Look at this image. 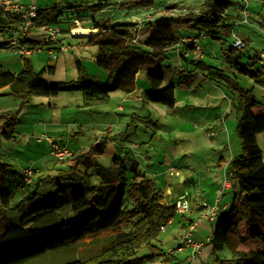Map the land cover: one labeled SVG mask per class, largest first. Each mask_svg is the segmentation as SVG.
Returning <instances> with one entry per match:
<instances>
[{
	"label": "rangeland",
	"instance_id": "1",
	"mask_svg": "<svg viewBox=\"0 0 264 264\" xmlns=\"http://www.w3.org/2000/svg\"><path fill=\"white\" fill-rule=\"evenodd\" d=\"M16 1L35 7L61 3L63 15L54 24L60 28L58 38L70 47V57L57 51V58L50 57L46 51L26 55L36 71H41L46 65L55 66L54 72L45 71L43 74L48 81H74L77 78L78 71L71 60L73 55L82 58L84 64L88 63L89 71L97 75L98 69L94 63L97 47L83 44L82 42H87L86 39L75 36L71 29L91 25L93 20L106 18L129 23L128 21L133 22L140 16L139 11L129 14L135 10L134 0ZM248 1L249 23H242L237 17V0H232L227 10V13L234 16L229 22L234 24L233 31L237 35L232 33L226 39L203 36L199 42L206 49L203 60L223 69L227 77L214 75L215 79H207L199 68L193 70L191 76L183 77L182 74H186V71H182L184 66L191 70L194 68L191 53L182 60L183 65L175 49L168 53L162 65L163 78L158 88L163 89L174 84L173 106L145 95L146 92L143 93L141 87L131 93L112 91L108 99L90 104L84 103L81 89L77 86L61 90L56 95L32 94L26 97L15 96L9 94V89H2L0 113L14 117L15 134L12 138H0V169L4 166L7 170L0 173V207H3L5 214L0 218V229L7 223L19 224L43 211L66 207L69 197L85 188L78 175L70 174L66 180L60 177L61 172H70L72 159L66 156L60 163L46 136L60 147L64 146L74 153L73 155L86 152L97 142H104V153L91 156L90 160L95 164L108 166L113 157L119 156L131 168L132 161L136 160L138 171L155 180L170 204L174 203L179 194L187 193L189 198L192 196L194 199L198 198L199 202L202 201L203 208L205 199L200 197V193L203 197L206 193L207 197L217 191L222 169L228 167L232 157H237L242 150L236 131L239 107L243 99L238 87L245 91L250 90L260 102L256 109L264 110V101L259 97L262 93L260 82L235 72L232 63L227 61L221 50V46L227 49L234 37L240 36L239 38L246 39V45L234 53L241 56V63H253L255 54L264 51V7L258 0ZM68 2L72 5L80 4V17L76 14L73 17L78 21L68 18L71 12H77L73 8L65 7ZM203 2L204 0H154L152 12H155L154 17L160 16L157 12L160 7L163 10H178L167 15L183 14L201 8ZM172 4L179 7H173ZM127 10L129 13H126ZM142 18L143 16L139 20ZM24 37L22 25L16 30L0 32V72L17 73L23 69L24 60L19 50L3 44L9 38H15L19 42V38ZM209 43L213 45L210 46ZM262 59L264 61L263 55ZM250 68L254 69L252 66ZM141 72L142 76H148V71ZM257 143L264 160V131L257 133ZM172 167L175 175L169 174V171L159 174L163 169ZM26 168L35 170L33 181L29 185H18L21 173ZM79 168L85 170L83 164ZM153 173L158 176H153ZM183 176L185 180L181 179ZM60 188L64 190L63 193ZM228 195H233L232 190H228L223 197ZM252 195L257 196L258 192L254 191ZM184 200L192 207L188 199ZM190 214L191 209L177 213L176 224L172 227L166 226L159 234L158 243L164 251H173L175 258L169 264L179 261L184 264L189 257L188 252H180L177 246L180 243L179 220L189 217ZM90 245L89 242L86 247ZM231 258L230 247L225 245L210 255L203 264H219L221 260H228L224 264H235L230 261Z\"/></svg>",
	"mask_w": 264,
	"mask_h": 264
},
{
	"label": "trees",
	"instance_id": "2",
	"mask_svg": "<svg viewBox=\"0 0 264 264\" xmlns=\"http://www.w3.org/2000/svg\"><path fill=\"white\" fill-rule=\"evenodd\" d=\"M258 1L264 7V0ZM153 3L154 0H134L133 5L150 9ZM231 3L232 0H204L197 10L147 19L144 23L147 37L143 42L138 41V30L134 29L137 24L132 28L128 23L110 18L93 20L90 28L98 32L79 37L86 39L83 44L97 47L94 63L106 73L105 80L89 73L82 60L76 58L78 76L74 81H48L43 74L54 72V65L36 71L26 55L20 54L24 60L23 69L17 73L0 72V91L7 88L10 94L23 97L50 96L77 86L84 103L90 104L107 99L112 91L132 92L137 73L146 70L150 90L145 95L173 106L174 84L158 88L163 78L164 60L171 50H177L181 59H186L185 54L194 50L191 42L181 41L184 37L203 34L212 39H226L231 36L234 24L229 19L234 16L227 13ZM60 4L36 7L33 20L37 26L57 23L63 15ZM79 6L68 2L65 7L77 11L71 12L69 19L80 17ZM236 10L241 20L238 8ZM23 22L19 13L0 11V32L16 30ZM184 30L189 32L183 33ZM24 34L19 43L32 49L52 47L59 50L64 45L59 38L51 42L38 41L29 38V33ZM9 40L3 44L5 47H10ZM221 48L235 72L249 76L264 87V51L255 54L253 63H241V56L234 53L238 49L231 44L227 49ZM191 63L194 70L199 68L207 79H215L214 75L227 77L223 69L206 64L202 58H193ZM238 91L243 99L236 131L242 150L230 161L227 170L233 177L229 188L233 190V198L230 207L218 213L208 244L212 252L228 245L232 254L230 261L235 264H264V160L257 143V133L264 131V110L256 109L260 102L250 90L238 87ZM14 134V117L0 113V138H12ZM104 151L105 143L97 142L86 152L68 156L72 159L70 172H61L60 177L66 180L70 174L78 175L85 188L73 193L66 207L43 211L19 224L8 223L0 232V264H169L175 258L173 252L164 251L158 237L175 215L183 212H177L175 204L163 203L162 189L154 179L138 171L136 160L132 161L131 168L119 156L113 157L108 166L90 160L92 155ZM81 164L84 171L79 168ZM6 171L2 166L0 173ZM34 173L35 170L31 181L26 183L22 172L18 185L31 184ZM60 191L64 192L61 188ZM222 191H225L223 187ZM254 191L258 192L257 196L252 195ZM3 214V207H0V218ZM196 218L188 220L183 230ZM89 242L91 245L86 247ZM226 261L221 260L219 264Z\"/></svg>",
	"mask_w": 264,
	"mask_h": 264
},
{
	"label": "built area",
	"instance_id": "3",
	"mask_svg": "<svg viewBox=\"0 0 264 264\" xmlns=\"http://www.w3.org/2000/svg\"><path fill=\"white\" fill-rule=\"evenodd\" d=\"M241 4L238 7V11L240 12L242 19L241 22L243 23H249V13H248V0H240ZM152 7H150L149 12L146 15L145 19H152L154 17L155 12H152ZM0 11H8V12H16L19 13L23 19L24 22L22 23V31L24 33H30L32 31L38 30L42 36V40H45L47 42L55 41L57 40L58 33L60 32V28L55 25L51 24L44 27H39L33 20V18L37 14V8L35 6H26L23 4H20L16 2L15 0H0ZM176 9H159L157 12L160 15L164 14H173L175 13ZM78 21V20H75ZM144 20H140L137 25L134 27V29H140L141 25L143 24ZM72 33V29H71ZM203 34L195 35V36H189L184 37L181 39V41L184 42H191L194 48V52L196 54V60L201 59L203 57V49L199 45L201 37H203ZM136 41V38L134 39ZM10 47H14L19 50L21 55H31L33 53L41 52L43 47H37L35 49H32L26 45L20 44L17 39L11 38L9 40ZM231 45L235 49H241L245 46V42L243 39L239 37H234V39L231 41ZM49 49L50 57L57 58L56 50L51 48ZM47 49V50H48ZM67 49L66 45H61L59 50L57 52H63ZM264 61H262L263 63ZM42 138H39L41 140ZM46 139L52 143V149L55 157L61 161L66 156H71L72 152L67 150L65 147H60L56 143H54L50 137L46 136ZM171 174H175L174 168H170ZM23 177L24 181L26 183L30 182L33 177V170L32 169H24L23 170ZM232 173L231 171H228L224 175V181H223V189L227 190L231 188L232 186ZM176 205V211L177 212H184L190 208V205L187 200H184V198L179 199L175 203ZM220 202L219 199H216V201L213 204H208L206 201L203 202V208L199 214V216L196 218V220L188 225L182 232L181 236L179 237L180 243L178 244L177 248L179 250H182L184 248H190L191 249V257L186 262V264H195L194 258L199 255L202 251V248L204 244L208 243L211 240L210 236H207L204 240H197L194 237V233L196 231V228L198 225L205 221V220H214L216 219L218 215V211L220 209ZM173 252V251H171Z\"/></svg>",
	"mask_w": 264,
	"mask_h": 264
},
{
	"label": "crops",
	"instance_id": "4",
	"mask_svg": "<svg viewBox=\"0 0 264 264\" xmlns=\"http://www.w3.org/2000/svg\"><path fill=\"white\" fill-rule=\"evenodd\" d=\"M16 1V0H15ZM17 2V1H16ZM241 4V2H240V0H237V5H240ZM134 6V5H133ZM171 6H176V7H179V6H177L176 4H172ZM250 6V3H248V7ZM135 7V6H134ZM139 8H141V7H135V10H133V11H130V13L128 12V10L126 11V13H129V14H131V13H133V12H138L139 11V17L135 20V21H133L132 22V20L131 21H128L129 23V25H130V27H134L133 25L134 24H137L140 20V18H141V16H143V18L141 19V20H144V18H146V15H147V13L149 12V8H146V7H143L142 8V10H140ZM238 8V7H237ZM158 10L159 9H161L160 7L159 8H157ZM157 10V11H158ZM156 17H158V16H156ZM137 20H139V21H137ZM146 20L147 19H145L144 21H143V24L141 25V28L140 29H138V31H137V37H138V41H141V42H143L145 39H146V37H147V29L145 28V26H144V23L146 22ZM137 21V22H136ZM240 22H241V20H240ZM243 23V22H242ZM132 25V26H131ZM264 25H262V27H263ZM80 27V26H79ZM81 27H83V28H89V29H91L90 28V25H84V26H81ZM263 29H264V27H263ZM234 34H236L237 35V33L236 32H234V31H232ZM239 36V35H238ZM28 37L29 38H32V39H35V40H41L42 39V36H41V34H40V32H35V31H32V32H30L29 34H28ZM240 37V36H239ZM208 38V37H207ZM242 38V37H241ZM21 38H19V40H20ZM60 39V38H59ZM243 39V38H242ZM246 40V39H245ZM244 40V41H245ZM202 41V38L200 39V42ZM65 45V44H64ZM209 45L211 46V45H213V44H211V43H209ZM57 46H60V44L59 45H57ZM66 47H67V49L65 50V51H63L62 52V54H66L67 56H69L70 57V53H69V51H70V47L69 46H67L66 45ZM48 49V47H43V49L41 50V52L42 51H46L48 54H49V49ZM203 50H204V53H203V57H202V59H204L205 58V48L203 47ZM57 51V50H56ZM176 52H177V50H175ZM38 53V52H37ZM178 53V52H177ZM189 53V52H188ZM188 53H186L185 55H188ZM190 53H191V55H192V57L195 59L196 58V54H195V52L192 50V51H190ZM65 55V56H66ZM72 55V54H71ZM179 55V54H178ZM28 56H30V55H28ZM49 56H50V54H49ZM264 56V55H263ZM68 57V58H69ZM180 57V56H179ZM76 58H79V57H75L74 55L71 57V60H72V63H74V60L76 59ZM181 58V57H180ZM81 60H83L82 58H80ZM183 59H181V64L183 65V61H182ZM204 61V60H203ZM83 62V61H82ZM84 63V62H83ZM206 64H208V65H210L209 63H207V62H205ZM87 64L88 63H85V66L87 67ZM91 64V63H90ZM96 66V65H95ZM210 66H212V65H210ZM185 68H184V70H182V71H186V76L185 75H183L182 74V76L183 77H189V76H191L192 75V71L194 70V68L191 70V69H189V67H187V66H184ZM212 67H214V66H212ZM96 68L98 69V72H97V75L96 74H93V73H91L90 71H89V68H87V70H88V72L89 73H91V74H93V75H95L98 79H100V80H105L106 79V73L102 70V69H100V68H98L97 66H96ZM142 71V70H141ZM141 71H139L138 73H137V75H136V85H135V88H134V90L132 91V92H134V91H136L139 87H141V89H142V92L144 93V92H147V91H149L150 90V84H149V82H148V80H147V77L146 76H142V72ZM203 75V74H202ZM205 77V76H204ZM148 84V85H147ZM235 87H237V86H235ZM261 91H262V93H261V95L259 96V97H261L262 98V100L264 101V87L262 86L261 87V89H260ZM131 93V92H130ZM10 94V93H9ZM108 99V98H107ZM1 110V109H0ZM66 158H69V157H66ZM234 157H232V159H233ZM231 159V160H232ZM167 160V159H166ZM230 160V161H231ZM60 163H62V162H60ZM230 163V162H229ZM167 167V166H166ZM173 168V167H172ZM228 168H229V166L228 167H226L224 170L222 169V173H221V175H222V178L220 179V186L218 187V189H217V191H214L213 193H212V195H207V197L205 196L206 195V193H205V195H204V197H203V195L200 193V197L202 198V199H205V201L210 205V204H213L215 201H216V199H219V202H220V209H219V211H218V213H220L221 211H223V210H227L229 207H230V205H231V203H232V198H233V195H228V196H226V198L225 197H223L224 196V194L228 191V190H232V189H227V190H225V191H222V183H223V180H224V175H225V173L227 172V170H228ZM175 170V169H174ZM166 171H169V174H171V171H170V168H166V169H163L162 170V173L160 172L159 174H163V173H166ZM155 173H153V176H158V175H154ZM175 175V174H174ZM182 180H185V177L183 176L182 178H181ZM167 189H168V191L170 190V188H169V186L167 187ZM232 192H233V190H232ZM164 193V192H163ZM165 194V193H164ZM199 194V193H198ZM198 194H197V196H198ZM182 198H186V199H188L189 201H190V204H192V207L190 206V209H191V211H192V214H190V216L189 217H186V218H184V219H182V220H179V223H180V227H181V230H180V233H179V237L181 236V234H182V230H183V228H184V225L188 222V220H190L191 218H196L197 217V215L199 214V211H201V203H202V201L201 202H199V199L197 198V199H194V197H188V194L187 193H181V194H179L178 195V197H176V199H175V201L176 200H179V199H182ZM175 201H174V203H175ZM163 203H165V204H167V205H173V204H170V202H169V199L168 198H166L165 196H164V199H163ZM189 203V202H188ZM189 209V210H190ZM5 214H3L2 215V217L1 218H3V216H4ZM176 217V216H175ZM173 218L172 219V221L168 224V226H174L175 224H176V218ZM216 220H217V218L216 219H214V220H205V221H203V222H201L199 225H198V227L196 228V231H195V233H194V237H195V239H197V240H204L207 236H210L211 235V233H212V230H213V228H214V226H215V223H216ZM8 224V223H7ZM4 227H2L1 229H0V232L2 231V229H3ZM180 252H188L187 253V255H189V257H188V259H187V261L190 259V257H191V249L190 248H184V249H182V250H180ZM215 252H212V247H211V245H209L208 243H206V244H204V246H203V248H202V251H201V253L199 254V255H197L195 258H194V262H195V264H196V262H201L200 264H203V262H205V260L207 261V259L210 257V255H212V254H214ZM186 261V262H187ZM186 262L184 263V264H186ZM181 263V262H180Z\"/></svg>",
	"mask_w": 264,
	"mask_h": 264
},
{
	"label": "bare ground",
	"instance_id": "5",
	"mask_svg": "<svg viewBox=\"0 0 264 264\" xmlns=\"http://www.w3.org/2000/svg\"><path fill=\"white\" fill-rule=\"evenodd\" d=\"M72 33L75 36H86V35H92L96 33V29H89V28H83V27H74L72 29Z\"/></svg>",
	"mask_w": 264,
	"mask_h": 264
},
{
	"label": "water",
	"instance_id": "6",
	"mask_svg": "<svg viewBox=\"0 0 264 264\" xmlns=\"http://www.w3.org/2000/svg\"><path fill=\"white\" fill-rule=\"evenodd\" d=\"M98 32V30L96 29V33Z\"/></svg>",
	"mask_w": 264,
	"mask_h": 264
}]
</instances>
